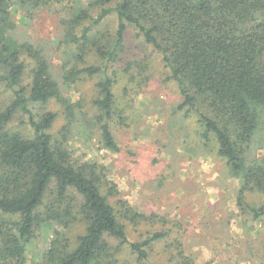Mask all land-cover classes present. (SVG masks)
<instances>
[{
	"label": "trees",
	"instance_id": "1",
	"mask_svg": "<svg viewBox=\"0 0 264 264\" xmlns=\"http://www.w3.org/2000/svg\"><path fill=\"white\" fill-rule=\"evenodd\" d=\"M47 6L65 10L53 51L21 39L14 19ZM112 15L116 28L105 33L100 26ZM129 29L151 52L125 61ZM150 54L166 71L163 83L175 85L174 112L196 118L204 145L214 142L239 181L240 212L264 220V158L253 157L264 149V0H0V86L11 95L0 106V264H147L158 244L163 264H202L186 255L179 224L137 212L100 165L79 162L69 149L76 127L120 152L115 134L129 126L148 85ZM84 80L93 86L90 118L81 99L64 94ZM60 114L64 124L54 132ZM17 115L27 136L10 128ZM46 227L52 236L28 263ZM127 228L141 231V240L129 242ZM123 245L134 263L118 257Z\"/></svg>",
	"mask_w": 264,
	"mask_h": 264
},
{
	"label": "rangeland",
	"instance_id": "2",
	"mask_svg": "<svg viewBox=\"0 0 264 264\" xmlns=\"http://www.w3.org/2000/svg\"><path fill=\"white\" fill-rule=\"evenodd\" d=\"M64 16L63 6H47L29 20L14 19L21 39L52 50ZM115 28L113 15L100 26L109 34ZM125 44V61L140 59L151 52L135 37L132 29L126 34ZM150 56L148 85L138 92L129 126L118 129L115 134L120 152L103 149L94 131L75 127L69 142L73 157L79 162L100 165L106 179L114 187L116 185L120 198L137 212L154 214L179 224L186 255L196 261L202 264H263L264 220L254 222L240 212L236 205L239 181L231 177L225 161L218 157L214 142L204 145L196 118L174 112L179 103L175 85L163 83L166 71L156 56ZM50 62L57 72L55 66L59 60L53 57ZM64 94L71 102L81 99L82 110L87 118L92 117V81L76 83L65 89ZM10 96V92L0 86V106L8 105ZM46 108L59 111L54 104ZM35 110L40 111L41 106H36ZM63 124L64 117L60 114L54 132ZM10 128L25 136L31 132L20 115ZM253 157L264 158V149L255 150ZM247 199L257 203L262 200L257 195H247ZM155 229L158 227H150L147 231L153 233ZM52 232V227L41 230L27 251L28 263L46 248ZM141 234V231L127 228L129 242L141 240ZM112 244L120 245L117 241ZM161 250L162 244L155 245L147 264H163ZM129 252L128 246L123 245L118 257L134 263Z\"/></svg>",
	"mask_w": 264,
	"mask_h": 264
}]
</instances>
